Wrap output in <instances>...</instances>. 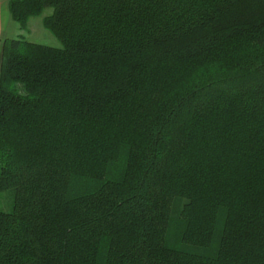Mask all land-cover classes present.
Returning <instances> with one entry per match:
<instances>
[{"label": "trees", "instance_id": "1", "mask_svg": "<svg viewBox=\"0 0 264 264\" xmlns=\"http://www.w3.org/2000/svg\"><path fill=\"white\" fill-rule=\"evenodd\" d=\"M47 7L62 46L0 39V264H264V0Z\"/></svg>", "mask_w": 264, "mask_h": 264}, {"label": "rangeland", "instance_id": "2", "mask_svg": "<svg viewBox=\"0 0 264 264\" xmlns=\"http://www.w3.org/2000/svg\"><path fill=\"white\" fill-rule=\"evenodd\" d=\"M50 12L51 8L47 7L41 14L30 17L26 28L20 27V25L12 19V25L6 29L5 35H3L1 38L23 36L26 40L48 44L56 47L62 46L61 42L42 24L43 16L49 14ZM11 203L12 192L9 190L0 191V209L9 210L11 207ZM176 247L210 256L214 254L216 246H214L213 244L212 246L206 248L193 246L190 247L188 245H182V243H179L178 245H176Z\"/></svg>", "mask_w": 264, "mask_h": 264}, {"label": "crops", "instance_id": "3", "mask_svg": "<svg viewBox=\"0 0 264 264\" xmlns=\"http://www.w3.org/2000/svg\"><path fill=\"white\" fill-rule=\"evenodd\" d=\"M8 1L9 0H0V39L5 35L6 29L12 25Z\"/></svg>", "mask_w": 264, "mask_h": 264}]
</instances>
